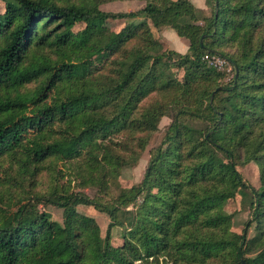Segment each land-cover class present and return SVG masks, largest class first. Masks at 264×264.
I'll return each mask as SVG.
<instances>
[{
  "label": "trees",
  "instance_id": "16d2710c",
  "mask_svg": "<svg viewBox=\"0 0 264 264\" xmlns=\"http://www.w3.org/2000/svg\"><path fill=\"white\" fill-rule=\"evenodd\" d=\"M112 1L144 7L100 10ZM206 3L200 25L190 0H0V160L35 186L0 195V264H264V0ZM137 17L119 32L105 26ZM148 20L173 29L188 52L165 50ZM206 55L226 58L232 79ZM164 117L172 122L142 181L105 200ZM190 123L205 125L199 137ZM252 162L260 189L237 169ZM44 172L56 179L39 190ZM67 173L99 196L61 184ZM240 189L254 197L242 234L225 211ZM42 205L62 209L63 223ZM81 205L109 216L105 237ZM254 223L257 255L248 257ZM115 226L124 228L119 247Z\"/></svg>",
  "mask_w": 264,
  "mask_h": 264
},
{
  "label": "rangeland",
  "instance_id": "374dc122",
  "mask_svg": "<svg viewBox=\"0 0 264 264\" xmlns=\"http://www.w3.org/2000/svg\"><path fill=\"white\" fill-rule=\"evenodd\" d=\"M195 7H197L198 16L201 21L200 25H203V19L211 15V8H203L204 0H192ZM4 8V4H2ZM144 7L143 2L137 1H112L102 4L99 8L103 12H136L141 10ZM141 18L128 19V20H109L105 23V26L108 30L112 32H119L126 24L130 22H138ZM148 23L151 25L154 36L160 40L165 50L176 51L180 54H186L189 50V44L186 40L181 39L177 36L175 31L171 28H163L156 29L151 20H148ZM84 25L77 26L75 28V32L83 29ZM172 35L176 36L179 41H175L177 38L173 39ZM226 52L234 51L230 46H226ZM220 57V56H217ZM221 60L224 61V64L221 67H216L214 65L207 63L210 67L215 68L217 71L226 73V82L230 81L234 76L233 67L231 63L224 57H220ZM30 88H34L35 84L29 85ZM172 119L169 117H164L159 125V130L155 132L151 138V141L146 148V150L142 153L138 163L131 167H126L122 170L121 176L114 180L111 183L110 195L105 197V200H110L116 198L122 189L131 188L134 185L139 184L146 172L148 162L150 159V151L158 146L163 140L164 133L167 127L171 124ZM193 129V136L199 137L200 133L203 131L205 125L201 123H190ZM237 169L242 174L244 181L247 184L254 186L257 189L261 188L260 181V171L257 163L252 162L249 164L239 163ZM59 178V177H58ZM56 179L55 174L44 172L41 178V184L38 185L39 190H43L48 185L51 184V181ZM67 182L66 185H70V189L72 191H83L91 198H97L99 196V191L96 187H83L81 186V182L76 180L75 177L71 174H66L65 179L61 180V184ZM35 187L34 185L30 186V181L24 180L19 174V169L17 166H11L10 162L5 160H0V195L4 193L18 194L19 196L25 195V191H29L31 188ZM1 203V202H0ZM254 203V197L248 189H240L234 199H231L225 204V211L228 214L233 216V227L232 231L238 234H242L246 224L251 222L252 215V207ZM2 204V203H1ZM16 206L12 208L16 210ZM39 210L44 213H48L51 218L55 221L63 223V210L52 205H42L39 207ZM77 211L79 214L86 215L89 217H93L102 229V235L105 237L107 235V229L111 220L109 216L103 212H101L98 208L93 206H78ZM135 207L130 206L127 209L126 216L124 218V222L128 227H131L135 221ZM123 233L124 228L120 226H115L111 231V242L114 246L119 247L123 245ZM258 235V230L256 224H252L248 230L247 235V244H246V256L255 257L257 255L256 252L252 251L250 248V241Z\"/></svg>",
  "mask_w": 264,
  "mask_h": 264
},
{
  "label": "built area",
  "instance_id": "2783aa9c",
  "mask_svg": "<svg viewBox=\"0 0 264 264\" xmlns=\"http://www.w3.org/2000/svg\"><path fill=\"white\" fill-rule=\"evenodd\" d=\"M205 60L209 62V64L214 65L216 67H221L224 64V61L220 59V57L217 56H210L206 55Z\"/></svg>",
  "mask_w": 264,
  "mask_h": 264
},
{
  "label": "crops",
  "instance_id": "0c3cea01",
  "mask_svg": "<svg viewBox=\"0 0 264 264\" xmlns=\"http://www.w3.org/2000/svg\"><path fill=\"white\" fill-rule=\"evenodd\" d=\"M190 1L193 2L192 0H190ZM201 1H202V0H200V4H201ZM137 2H139V1H137ZM204 4H205V5H203V8H207L208 6H207V3H206V0H204ZM194 6H195V5H194ZM196 8H197V7H196ZM172 37H173V39L177 38V37L174 36V35H172ZM179 38H180V37H179ZM177 40L179 41L178 38H177L175 41H177Z\"/></svg>",
  "mask_w": 264,
  "mask_h": 264
}]
</instances>
